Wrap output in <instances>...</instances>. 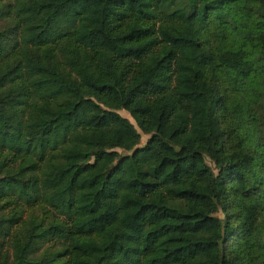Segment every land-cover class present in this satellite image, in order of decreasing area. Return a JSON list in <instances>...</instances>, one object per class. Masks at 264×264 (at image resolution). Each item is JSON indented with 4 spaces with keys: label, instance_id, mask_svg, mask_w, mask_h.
<instances>
[{
    "label": "trees",
    "instance_id": "obj_1",
    "mask_svg": "<svg viewBox=\"0 0 264 264\" xmlns=\"http://www.w3.org/2000/svg\"><path fill=\"white\" fill-rule=\"evenodd\" d=\"M0 264H264V0H0Z\"/></svg>",
    "mask_w": 264,
    "mask_h": 264
},
{
    "label": "rangeland",
    "instance_id": "obj_2",
    "mask_svg": "<svg viewBox=\"0 0 264 264\" xmlns=\"http://www.w3.org/2000/svg\"><path fill=\"white\" fill-rule=\"evenodd\" d=\"M119 113H120L122 116H124V117H126L127 119H129L130 121H132L131 117L129 116V114H128L125 110H119ZM139 133H140V142H139V145H143V144L145 143L146 139L149 137V135L144 134V133H142L141 131H139ZM117 151H118L119 153H122V154L125 153V151H123V150H121V149H117ZM217 215H218V216H222L221 213H220V211L217 212Z\"/></svg>",
    "mask_w": 264,
    "mask_h": 264
}]
</instances>
